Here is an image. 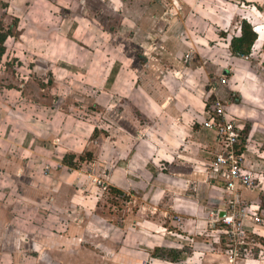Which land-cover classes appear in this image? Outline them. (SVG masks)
I'll return each mask as SVG.
<instances>
[{"label": "crops", "instance_id": "crops-1", "mask_svg": "<svg viewBox=\"0 0 264 264\" xmlns=\"http://www.w3.org/2000/svg\"><path fill=\"white\" fill-rule=\"evenodd\" d=\"M242 4L0 0V264L262 261L251 250L231 258L223 223L230 199L262 209L264 191V65L256 60L264 30ZM242 22L256 39L248 55L235 56L230 42ZM80 68L83 81L75 78ZM73 72L76 85L90 76L122 101L116 139L96 140L99 127L60 105L67 90L52 94ZM215 98L245 135L244 170L258 179L252 188L227 191L226 177L211 168L222 150L205 125ZM119 152L121 173L113 166ZM105 183L122 191L117 222L99 213ZM245 226L264 237L262 225Z\"/></svg>", "mask_w": 264, "mask_h": 264}, {"label": "rangeland", "instance_id": "rangeland-1", "mask_svg": "<svg viewBox=\"0 0 264 264\" xmlns=\"http://www.w3.org/2000/svg\"><path fill=\"white\" fill-rule=\"evenodd\" d=\"M242 4V8L245 11V13H250V11L257 17L256 19V23H261L263 25V27L261 25H259V29L260 30H264V0H257V1H253L251 2H246V0H243ZM233 8V7H232ZM235 27H237L240 30V26L235 25ZM232 29H234V27H232ZM256 39V38H254ZM257 46L261 45V41L259 39H257L256 41ZM258 48V53L256 54L257 56V63L259 62V64L264 65V44L261 45ZM75 70V69H74ZM84 68H80L79 69V74L77 75V77L75 76V78H77L78 80L83 81L84 77H86L84 74ZM67 77L65 78L67 83L66 86H62L61 89L58 86H53V89L51 90L52 94H57L58 90H62L63 92H65L64 90H67L66 93L70 94V96L67 98V100L62 101L60 103V105L66 109L65 111L69 112V113H73V115H75L77 117L78 120H82L85 124H91L92 126H96L99 127L97 134L95 136V139L97 140L98 137H100V140L102 139H110L111 138H115L118 137V134L121 133V126L120 124H117L118 121V117L115 118L117 115L121 114V103L122 101H119V99L115 98L113 94H116L114 91L113 92H109L108 90H105V88H107V86L102 87V85H99V88H97L96 86L98 85H92L89 81L92 79L90 78V76H88V79L85 81L87 82L89 85L86 86H79V84H75V79H74V72L72 73H67ZM103 75V74H102ZM98 80V79H96ZM94 88V90H98L97 92L99 93V98L98 99H90V97H94L95 95L92 94V89ZM99 89H103L102 91H100ZM112 89V88H111ZM113 89H116V91H119L118 86L114 85ZM97 93V94H98ZM111 95L112 98H111ZM117 95V94H116ZM121 95V94H120ZM78 96L80 99H74V97ZM87 96V97H86ZM106 96H109V101L106 100ZM85 97V98H82ZM87 99V100H86ZM107 101V102H106ZM57 103V101H56ZM108 104V106H107ZM58 105V103H57ZM112 108V109H110ZM111 110L110 113H106L107 110ZM115 116V117H114ZM114 117V118H113ZM119 122V121H118ZM121 123V122H120ZM109 136V137H107ZM94 138V136H91ZM121 141V139H118ZM119 150L121 151V149L119 148ZM115 161L117 163H114L113 166L115 165L116 167V172L121 173L122 172V165L117 166V164H119L118 162L121 161V152H119L118 154L115 155ZM114 167V168H115ZM48 166L45 167V169H47ZM264 170V169H262ZM104 178H106L104 176ZM251 178L257 183L258 179L256 176L251 174ZM98 179V178H97ZM97 179H94L93 177H88V182H95L99 183L100 181H97ZM105 180V179H103ZM99 185H102V182L99 183ZM255 185V184H254ZM105 188L102 190H98V192H105L103 194H101V197L103 199L102 202V206L99 209V213L100 215H102L104 218L106 219H111L112 221H118L122 219L123 216V210L124 209V203L121 201L122 196L120 197L116 192L112 191V187L111 186H107L106 187V183L104 184ZM91 189V188H90ZM94 192H97L96 189H92ZM86 192H90V190L88 189ZM259 197L261 199V204H262V199L264 198V191H260L259 193ZM247 202V201H246ZM259 215L260 217L264 218V207L262 206V209H260L259 211ZM54 225H56V223L60 222V220H57L55 217L53 219ZM61 223V229L64 228V226ZM262 227H264V224H262ZM245 228L247 229V226H245ZM52 230H54V232H58L60 229L57 228L53 229L51 227ZM246 239H245V246L251 249V253L248 255L249 257L252 258H261V262L259 264H264V237L263 236H259V235H255L253 233H251L250 231H248L247 229V233H246ZM100 238V237H99ZM225 247V244H224ZM85 256V255H84ZM84 258V262L82 261V263L84 264H97V261L94 260L92 257H83ZM76 264H80V259L78 260V262ZM98 264H100V262L98 261ZM258 264V263H257Z\"/></svg>", "mask_w": 264, "mask_h": 264}, {"label": "built area", "instance_id": "built-area-1", "mask_svg": "<svg viewBox=\"0 0 264 264\" xmlns=\"http://www.w3.org/2000/svg\"><path fill=\"white\" fill-rule=\"evenodd\" d=\"M221 83H226L222 78ZM210 120L205 123L209 128L217 131L218 140L222 144V150L218 153L211 168L218 170L226 177L225 189L232 191L236 184L254 187V180L251 174L244 170V158L242 152H237L236 145L239 143L240 128L233 120H228L225 114L223 102L215 98L209 105ZM230 215L223 219L226 225L225 234L227 236V250L231 258L240 257L247 254L251 249L245 246L246 229L244 220L262 225L264 218L259 215V208L252 207L245 201H238L235 198L227 202Z\"/></svg>", "mask_w": 264, "mask_h": 264}, {"label": "trees", "instance_id": "trees-1", "mask_svg": "<svg viewBox=\"0 0 264 264\" xmlns=\"http://www.w3.org/2000/svg\"><path fill=\"white\" fill-rule=\"evenodd\" d=\"M255 33L252 31L251 26L242 22L241 25V35L239 37L232 38L230 42V50L235 56H246L250 53V47L255 38ZM239 143L235 146L237 152H241L243 142L245 141V135L240 131ZM71 163V161L67 162ZM72 164V163H71ZM113 192H116L120 197L122 196V191L112 188ZM262 206L264 207V198L262 199Z\"/></svg>", "mask_w": 264, "mask_h": 264}]
</instances>
